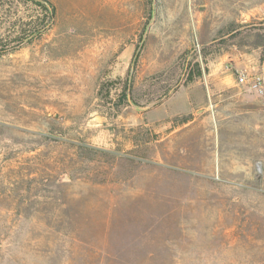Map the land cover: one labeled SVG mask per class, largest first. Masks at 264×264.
<instances>
[{
  "label": "rangeland",
  "instance_id": "1",
  "mask_svg": "<svg viewBox=\"0 0 264 264\" xmlns=\"http://www.w3.org/2000/svg\"><path fill=\"white\" fill-rule=\"evenodd\" d=\"M0 0V264H264V0Z\"/></svg>",
  "mask_w": 264,
  "mask_h": 264
},
{
  "label": "built area",
  "instance_id": "2",
  "mask_svg": "<svg viewBox=\"0 0 264 264\" xmlns=\"http://www.w3.org/2000/svg\"><path fill=\"white\" fill-rule=\"evenodd\" d=\"M237 81L241 85H245L249 90H254L259 93L264 92V75L256 74L248 77L244 72H241L237 76Z\"/></svg>",
  "mask_w": 264,
  "mask_h": 264
},
{
  "label": "trees",
  "instance_id": "3",
  "mask_svg": "<svg viewBox=\"0 0 264 264\" xmlns=\"http://www.w3.org/2000/svg\"><path fill=\"white\" fill-rule=\"evenodd\" d=\"M35 6L41 7L46 14V18L49 21H52L54 19L55 10L53 5L48 0H41V1H33Z\"/></svg>",
  "mask_w": 264,
  "mask_h": 264
}]
</instances>
